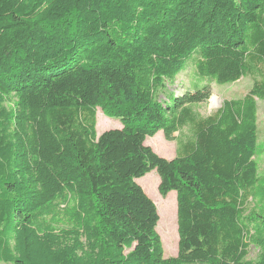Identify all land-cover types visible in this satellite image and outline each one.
<instances>
[{"label": "trees", "instance_id": "obj_1", "mask_svg": "<svg viewBox=\"0 0 264 264\" xmlns=\"http://www.w3.org/2000/svg\"><path fill=\"white\" fill-rule=\"evenodd\" d=\"M258 101L264 0H0V264H264ZM98 109L121 128L98 136ZM160 131L170 161L145 145ZM153 171L176 194L174 258L137 183Z\"/></svg>", "mask_w": 264, "mask_h": 264}, {"label": "rangeland", "instance_id": "obj_2", "mask_svg": "<svg viewBox=\"0 0 264 264\" xmlns=\"http://www.w3.org/2000/svg\"><path fill=\"white\" fill-rule=\"evenodd\" d=\"M185 73L179 74L172 83L167 85L166 91L159 97L161 102L168 103L167 96L173 94L174 96L181 95L185 89L188 88L189 79ZM253 80L250 77L243 78L230 86L219 87L212 85L211 97L208 101L195 105V111L202 117H207L215 112L219 105L226 99L241 98L252 87ZM216 100V106H212V101ZM257 118H258V151L259 155L256 157L258 166V176L264 177V101L257 102ZM121 128V122L118 119L106 117L100 109L96 113V132L101 135L105 131L115 130ZM188 131L184 130L181 133L182 139L188 137ZM178 133L173 135L174 138ZM145 145L150 147L152 151L159 157L165 160H172L175 158L176 143L168 142L164 139L162 131L158 132L153 138H147ZM138 185L143 189L146 195L155 204L158 213V223L156 231L160 237L164 257L174 258L178 251V232L176 221V194L170 192L166 197L159 194V177L155 171L146 174L143 178L137 180ZM168 202L167 209L163 202ZM258 250L254 247L249 249L248 259L255 261L257 258Z\"/></svg>", "mask_w": 264, "mask_h": 264}, {"label": "bare ground", "instance_id": "obj_3", "mask_svg": "<svg viewBox=\"0 0 264 264\" xmlns=\"http://www.w3.org/2000/svg\"><path fill=\"white\" fill-rule=\"evenodd\" d=\"M212 106H216V100L212 101Z\"/></svg>", "mask_w": 264, "mask_h": 264}, {"label": "water", "instance_id": "obj_4", "mask_svg": "<svg viewBox=\"0 0 264 264\" xmlns=\"http://www.w3.org/2000/svg\"><path fill=\"white\" fill-rule=\"evenodd\" d=\"M220 106H221V105H219V107H218V108H220Z\"/></svg>", "mask_w": 264, "mask_h": 264}]
</instances>
